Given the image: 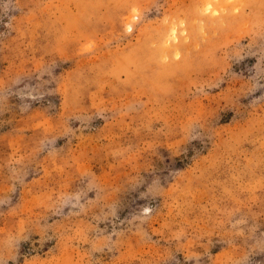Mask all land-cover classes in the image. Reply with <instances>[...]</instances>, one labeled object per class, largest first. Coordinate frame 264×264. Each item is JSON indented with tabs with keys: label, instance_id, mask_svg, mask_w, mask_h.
I'll return each instance as SVG.
<instances>
[{
	"label": "rangeland",
	"instance_id": "374dc122",
	"mask_svg": "<svg viewBox=\"0 0 264 264\" xmlns=\"http://www.w3.org/2000/svg\"><path fill=\"white\" fill-rule=\"evenodd\" d=\"M0 264H264V0H0Z\"/></svg>",
	"mask_w": 264,
	"mask_h": 264
}]
</instances>
